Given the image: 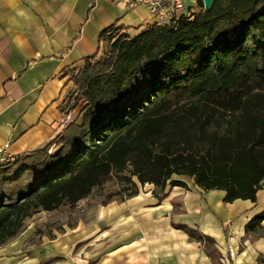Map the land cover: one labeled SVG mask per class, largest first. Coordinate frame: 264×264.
<instances>
[{
    "label": "trees",
    "instance_id": "1",
    "mask_svg": "<svg viewBox=\"0 0 264 264\" xmlns=\"http://www.w3.org/2000/svg\"><path fill=\"white\" fill-rule=\"evenodd\" d=\"M199 6L177 25L101 33L109 53L71 77L79 113L44 148L0 164V247L28 217L75 205L113 179L121 187L109 201L147 183L162 199L169 187L188 188L187 178L225 190L226 202L256 201L264 185V0ZM263 220L264 209L246 231ZM179 226L223 264L213 237Z\"/></svg>",
    "mask_w": 264,
    "mask_h": 264
},
{
    "label": "crops",
    "instance_id": "2",
    "mask_svg": "<svg viewBox=\"0 0 264 264\" xmlns=\"http://www.w3.org/2000/svg\"><path fill=\"white\" fill-rule=\"evenodd\" d=\"M187 1L200 10L199 0ZM153 23L146 5L126 0H0V148L16 157L52 142L66 125L71 74L101 55V33L114 27L136 36ZM187 183L169 187L162 199L153 184H139L137 195L103 204L93 225L65 241L83 243L79 261L58 257L64 245L26 246L18 234L0 247V264H215L179 225L213 237L223 264H264V220L246 231L264 209V185L256 201L226 202L225 190ZM92 237L94 251L87 247Z\"/></svg>",
    "mask_w": 264,
    "mask_h": 264
},
{
    "label": "rangeland",
    "instance_id": "3",
    "mask_svg": "<svg viewBox=\"0 0 264 264\" xmlns=\"http://www.w3.org/2000/svg\"><path fill=\"white\" fill-rule=\"evenodd\" d=\"M110 46L106 45L105 50L101 55H106L109 53ZM73 73L71 74L72 77ZM78 97V89L74 85L67 90L64 100V110L63 114H72L74 118L77 113H79L83 101L81 100L80 104L74 107ZM65 118V117H64ZM65 127V126H64ZM57 148H54V151ZM187 181H190L187 178ZM120 184L117 180L113 179L108 182L104 187L95 189L90 196L81 200L75 205L64 204L58 209L45 212L44 210L35 213L33 216L28 217L24 222V227L19 233L18 237H26V246L36 244V246H62L65 244V241L71 239L74 234L80 232L82 226L93 225L94 219L97 216L98 210L103 207V204L108 202L110 193L119 189ZM143 191H146L143 186ZM117 200V199H116ZM112 201V200H111ZM31 231V234H29ZM33 232V233H32ZM90 244L88 249L95 250L97 247L96 237H92L89 240ZM86 243V242H85ZM83 243H75L64 245L66 254L61 256L64 258H75L74 262L80 258V247L84 246ZM82 245V246H81ZM27 247L25 252H27Z\"/></svg>",
    "mask_w": 264,
    "mask_h": 264
},
{
    "label": "built area",
    "instance_id": "4",
    "mask_svg": "<svg viewBox=\"0 0 264 264\" xmlns=\"http://www.w3.org/2000/svg\"><path fill=\"white\" fill-rule=\"evenodd\" d=\"M130 6L137 4L146 5L155 18V23L158 24H174L177 25L183 17L193 18L198 9L193 8L188 4L187 0H126ZM73 119L69 113L64 119L67 125ZM52 149L50 150V152ZM12 156L7 153L5 147L0 148V164L12 160Z\"/></svg>",
    "mask_w": 264,
    "mask_h": 264
},
{
    "label": "water",
    "instance_id": "5",
    "mask_svg": "<svg viewBox=\"0 0 264 264\" xmlns=\"http://www.w3.org/2000/svg\"><path fill=\"white\" fill-rule=\"evenodd\" d=\"M213 1H214V0H203V3H204V9H205V10H210L211 7H212Z\"/></svg>",
    "mask_w": 264,
    "mask_h": 264
}]
</instances>
